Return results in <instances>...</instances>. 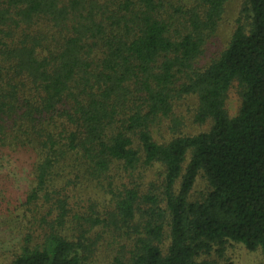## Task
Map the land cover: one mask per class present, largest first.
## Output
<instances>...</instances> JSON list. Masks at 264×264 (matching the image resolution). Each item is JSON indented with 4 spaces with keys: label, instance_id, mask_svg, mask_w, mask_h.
<instances>
[{
    "label": "trees",
    "instance_id": "obj_1",
    "mask_svg": "<svg viewBox=\"0 0 264 264\" xmlns=\"http://www.w3.org/2000/svg\"><path fill=\"white\" fill-rule=\"evenodd\" d=\"M225 1L0 0V264L264 255V0L204 61Z\"/></svg>",
    "mask_w": 264,
    "mask_h": 264
},
{
    "label": "rangeland",
    "instance_id": "obj_2",
    "mask_svg": "<svg viewBox=\"0 0 264 264\" xmlns=\"http://www.w3.org/2000/svg\"><path fill=\"white\" fill-rule=\"evenodd\" d=\"M244 0H226L221 19L217 22V28L212 37L207 41L204 61L211 55L212 52L217 51L224 44L230 25L237 18V14L242 7ZM196 97L187 98L186 102L178 109V113L183 115L185 120V127L188 133H198L201 130H207L208 125L192 124L191 120L187 119L189 109L196 104ZM241 104L240 89L238 84H232L229 89L225 101V109L229 116L237 115ZM202 183L198 181L196 189L202 187ZM3 219L0 216V250L3 252L13 241L10 231L2 223ZM210 260L218 264H264V255L260 250L248 251L241 244H228L222 250H218L210 256ZM5 263V261H3Z\"/></svg>",
    "mask_w": 264,
    "mask_h": 264
}]
</instances>
